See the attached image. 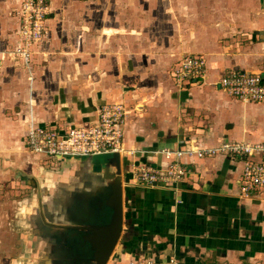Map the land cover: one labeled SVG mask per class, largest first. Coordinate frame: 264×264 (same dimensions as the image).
Returning a JSON list of instances; mask_svg holds the SVG:
<instances>
[{"label": "crops", "instance_id": "0c3cea01", "mask_svg": "<svg viewBox=\"0 0 264 264\" xmlns=\"http://www.w3.org/2000/svg\"><path fill=\"white\" fill-rule=\"evenodd\" d=\"M21 4L0 0V264H98L92 240L113 222L117 179L123 228L106 264H264V196L241 194L243 159L185 157L191 172L174 184H141L137 169L165 166L161 148L264 141V101L219 85L230 70L264 75V0H51L29 64L10 55ZM196 55L205 79L168 77ZM115 101L136 154L54 160L25 147L31 121L90 126Z\"/></svg>", "mask_w": 264, "mask_h": 264}, {"label": "built area", "instance_id": "2783aa9c", "mask_svg": "<svg viewBox=\"0 0 264 264\" xmlns=\"http://www.w3.org/2000/svg\"><path fill=\"white\" fill-rule=\"evenodd\" d=\"M53 8L51 0H22L21 25L18 45L10 52L14 59L26 64L32 59L34 48L47 34V21ZM206 59L202 55L187 56L173 67L174 79L179 85L185 81L205 79ZM221 89L245 101H264V75L257 72L230 70L219 81ZM127 107L122 101L101 106L97 122L90 126L62 127L56 123L38 125L30 122L25 147L30 151L54 160L99 159L106 155H134L136 149L126 145L125 125ZM165 166L153 164L138 167V181L152 186L158 183L174 184L189 175L191 169L183 161L185 157L225 154L243 159L244 169L239 178V188L245 197L264 196V141L224 140L217 145L186 148H161ZM150 257H134L126 264H175Z\"/></svg>", "mask_w": 264, "mask_h": 264}, {"label": "water", "instance_id": "95a60500", "mask_svg": "<svg viewBox=\"0 0 264 264\" xmlns=\"http://www.w3.org/2000/svg\"><path fill=\"white\" fill-rule=\"evenodd\" d=\"M117 185L114 187V195L111 198V203L114 205V216L112 224H107L100 231L99 241L92 240L93 245L98 249V264H106L112 254L122 232L123 223V203H122V188L120 180H116Z\"/></svg>", "mask_w": 264, "mask_h": 264}, {"label": "rangeland", "instance_id": "374dc122", "mask_svg": "<svg viewBox=\"0 0 264 264\" xmlns=\"http://www.w3.org/2000/svg\"><path fill=\"white\" fill-rule=\"evenodd\" d=\"M180 63V62H179ZM179 63H175V65H179ZM181 64V63H180ZM173 66L174 65H172L168 70H167V75H168V77L170 78V77H174V75H173ZM174 79V78H173ZM124 104H125V102H124ZM126 105V104H125ZM5 189V188H4ZM28 196H29V194H27ZM3 197H7L6 196V194H4L3 195ZM8 197L10 198V197H12L11 195H8Z\"/></svg>", "mask_w": 264, "mask_h": 264}]
</instances>
